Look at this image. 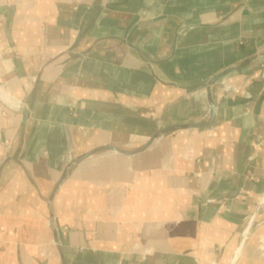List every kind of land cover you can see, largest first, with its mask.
Instances as JSON below:
<instances>
[{
  "label": "crops",
  "instance_id": "obj_1",
  "mask_svg": "<svg viewBox=\"0 0 264 264\" xmlns=\"http://www.w3.org/2000/svg\"><path fill=\"white\" fill-rule=\"evenodd\" d=\"M246 232L264 0H0V264H241Z\"/></svg>",
  "mask_w": 264,
  "mask_h": 264
},
{
  "label": "rangeland",
  "instance_id": "obj_2",
  "mask_svg": "<svg viewBox=\"0 0 264 264\" xmlns=\"http://www.w3.org/2000/svg\"><path fill=\"white\" fill-rule=\"evenodd\" d=\"M248 240L251 242L247 249L248 258L241 264H264V234L251 236Z\"/></svg>",
  "mask_w": 264,
  "mask_h": 264
},
{
  "label": "water",
  "instance_id": "obj_3",
  "mask_svg": "<svg viewBox=\"0 0 264 264\" xmlns=\"http://www.w3.org/2000/svg\"><path fill=\"white\" fill-rule=\"evenodd\" d=\"M224 74H225V72H221L220 74H217V76H215V79H218L219 77H221V76L224 75ZM247 238H248V234H247V232H246V233L244 234V236H243V239H242V243H243V244L246 242Z\"/></svg>",
  "mask_w": 264,
  "mask_h": 264
},
{
  "label": "bare ground",
  "instance_id": "obj_4",
  "mask_svg": "<svg viewBox=\"0 0 264 264\" xmlns=\"http://www.w3.org/2000/svg\"><path fill=\"white\" fill-rule=\"evenodd\" d=\"M240 247H241V248H240ZM240 247H238V248L235 250L234 260H235V258H237L238 255L241 253L242 245H241ZM229 258H230V257H229Z\"/></svg>",
  "mask_w": 264,
  "mask_h": 264
}]
</instances>
